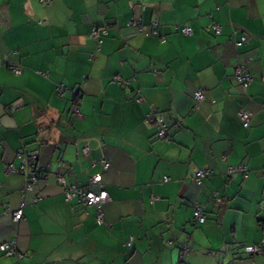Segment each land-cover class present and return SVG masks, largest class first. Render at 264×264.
Segmentation results:
<instances>
[{"label": "crops", "instance_id": "0c3cea01", "mask_svg": "<svg viewBox=\"0 0 264 264\" xmlns=\"http://www.w3.org/2000/svg\"><path fill=\"white\" fill-rule=\"evenodd\" d=\"M103 28L98 44L90 34ZM238 65L252 76L244 90ZM152 110L167 140L147 122ZM20 150L49 171L23 193L25 176L6 170ZM238 165L246 177L226 176ZM199 170L212 175L197 184ZM95 174L110 198L102 225L58 183L97 193ZM9 240L24 257L0 253V264H264L243 251L264 241V0H0V244Z\"/></svg>", "mask_w": 264, "mask_h": 264}, {"label": "built area", "instance_id": "2783aa9c", "mask_svg": "<svg viewBox=\"0 0 264 264\" xmlns=\"http://www.w3.org/2000/svg\"><path fill=\"white\" fill-rule=\"evenodd\" d=\"M47 2V0H44ZM134 27L140 28V31H143V28H141V24L139 22H136L132 24ZM153 33H156L154 30L155 25H152ZM207 31L211 30L215 35L220 34V26L216 23H211L207 28ZM182 34L184 35H191L192 30L188 26L181 27L178 29ZM146 34V33H145ZM107 35V30L105 28L98 30L93 29L91 31V38L95 39L98 44H101L102 38ZM147 35V34H146ZM248 39L245 35H240L235 41L234 46L239 47L245 43H247ZM164 42V40H163ZM8 69L13 72L15 75L19 74V69L13 66H8ZM235 81L243 86L244 88L247 87L250 82L252 81L251 76L245 71L242 65H238L234 69L233 73ZM60 91V88H58ZM194 101L196 102V105L203 101V94L202 91H197L194 96ZM141 99H136V102H140ZM74 112L77 114L78 110L75 109ZM251 113L248 111L240 110L238 112V119L240 123L243 125V127H247L250 122ZM147 122L153 124L156 128V136L160 140H167V123L162 117V114L159 111L152 110L148 116H147ZM87 150H83L84 153H86ZM18 156L20 158V166L15 168L13 165H8L6 167L7 172L9 173H21L25 176V186L22 191H30L32 190V185L37 181V176L39 173L44 172L46 168H42L39 164H37L38 156L36 154L30 153V152H24L18 151ZM103 170H106L109 168V163L105 162L104 160L101 162ZM47 167V166H46ZM236 173H242L246 175V167L244 165H238L235 167H229L226 170V176H231ZM211 176V172L205 171V170H199L194 172L191 175V179L197 183L200 184V182L206 178H209ZM58 183L63 186V195L65 201L69 202L71 200H76L78 203L82 204L85 207L93 208L95 210L94 215V222L96 225H102L104 223V216L102 212V207L109 201V196L107 192L103 189L102 185V176L101 174H95L90 178V184L97 186L99 188L98 192H92L89 190H84L82 188H79L77 186H66L64 179L62 177H58ZM34 202H37V199H34ZM12 220L13 222H19L22 217V206L13 211L12 213ZM193 217L195 221L199 224H202L205 219L203 215L201 214V208L198 206L194 207V213ZM264 244V241H262ZM258 244L254 246H250L246 248V252L248 253H254L258 249ZM0 253L4 254L6 257H16L17 260L21 259L23 254L19 253L17 251V246L15 240H9L5 241L0 244Z\"/></svg>", "mask_w": 264, "mask_h": 264}, {"label": "trees", "instance_id": "16d2710c", "mask_svg": "<svg viewBox=\"0 0 264 264\" xmlns=\"http://www.w3.org/2000/svg\"><path fill=\"white\" fill-rule=\"evenodd\" d=\"M213 32V31H212ZM215 35V34H214ZM93 39V38H92ZM95 40V39H94ZM96 41V40H95ZM97 42V41H96ZM98 43V42H97ZM243 68L245 69V67L243 66ZM245 71L247 72V70L245 69ZM248 73V72H247ZM249 74V73H248ZM250 75V74H249ZM251 76V75H250ZM233 78H234V76H233ZM251 79H252V76H251ZM234 81H235V79H234ZM236 82V81H235ZM237 83V82H236ZM251 83V82H250ZM238 84V83H237ZM241 88H243V90L244 89H246L247 87H243V86H241L240 84H238ZM138 99V98H137ZM203 100H204V97H203ZM242 110H244V111H247V110H245V109H242ZM249 112V111H248ZM249 113H251V112H249ZM251 117H252V114H251ZM251 117H250V121H251ZM239 120V119H238ZM240 122V121H239ZM241 124V123H240ZM241 126L243 127V125L241 124ZM250 126V122H249V125L247 126V127H243V128H245V129H247L248 127ZM156 129V128H155ZM167 139H168V135H167ZM39 158V157H38ZM39 165H40V163H39ZM41 166V165H40ZM42 168H46L45 169V171L44 172H41V173H39L38 174V176H37V179L40 177V175H42V176H46L47 174H48V168L46 167V165L44 166V165H42L41 166ZM230 167H235V166H230ZM227 168H229V167H227ZM205 171H209V170H205ZM209 172H211V171H209ZM21 174V173H20ZM237 174V173H236ZM240 174H242V173H240ZM211 175H212V172H211ZM234 175V174H233ZM244 177H246L247 176V168H246V175L245 174H242ZM232 176V175H231ZM228 177H230V176H228ZM207 179V178H206ZM166 181V180H165ZM202 182V181H201ZM200 182V183H201ZM90 191V190H89ZM217 204H218V212L221 214L222 213V211H223V209L224 208H226V206H222V204H223V201H217ZM195 206H198L199 208H201V214L203 215V217H204V219H205V221L202 223V224H204L206 221H207V219H206V216H205V213H204V209H203V206L202 205H200V204H196V205H194V207ZM194 207H193V213H194ZM193 219H194V217H193ZM195 220V219H194ZM197 224H199V223H197ZM201 224V225H202ZM3 243V242H2ZM251 246H254V245H251ZM247 247H250V246H244L243 247V251H244V253L247 255V256H249V257H253V256H255V255H259V254H264V244L263 243H260V244H258V250L256 251V252H254V253H248V252H246V248ZM183 251V249H181V252ZM180 255V254H179ZM182 263H184V262H182ZM181 263V264H182Z\"/></svg>", "mask_w": 264, "mask_h": 264}, {"label": "water", "instance_id": "95a60500", "mask_svg": "<svg viewBox=\"0 0 264 264\" xmlns=\"http://www.w3.org/2000/svg\"><path fill=\"white\" fill-rule=\"evenodd\" d=\"M39 157V156H38ZM37 164H39V159H38V161H37Z\"/></svg>", "mask_w": 264, "mask_h": 264}]
</instances>
